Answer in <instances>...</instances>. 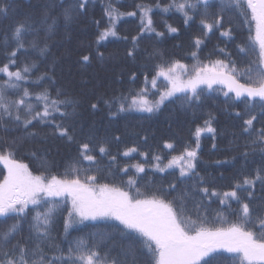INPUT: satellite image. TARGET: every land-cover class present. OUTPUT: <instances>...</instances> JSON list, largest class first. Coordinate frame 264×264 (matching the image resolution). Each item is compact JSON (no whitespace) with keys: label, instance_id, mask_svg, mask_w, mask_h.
Wrapping results in <instances>:
<instances>
[{"label":"trees","instance_id":"obj_1","mask_svg":"<svg viewBox=\"0 0 264 264\" xmlns=\"http://www.w3.org/2000/svg\"><path fill=\"white\" fill-rule=\"evenodd\" d=\"M75 2L76 0H0V4L8 5L7 13L0 14V66L8 62L7 56L12 50L23 44V48L17 52V64L21 67L24 64H35V67L28 81L21 82L22 87H27L33 93L47 89L53 98L59 91L60 99L71 101L61 109L68 115L61 117L56 114L55 123L69 126L70 134L74 137L72 141L60 137L52 124L34 121L26 129L23 124L8 120L0 122V150L13 151L15 158L28 164L34 174L50 171L62 175L70 164L80 160L78 148L81 143L90 139L92 143L106 142L110 154L116 156L115 162L98 151L93 153L96 156L95 163L80 160V166L91 168L92 174L100 176L99 182H115L126 187L131 178L142 192H157L162 189L164 197L172 201L177 209L183 205L184 215L188 219H196L197 215L206 216L210 223H216L217 226L220 220L235 221L236 213L239 212L236 201L221 204L218 198L205 196L200 189L208 187L210 191L215 189L224 192L230 189L235 180H242L246 175L254 176L257 169L264 168V150H261L260 144L252 143L255 132L245 133L242 128L243 121L250 118V115L257 116L254 121L256 130L264 128L259 103L251 107L246 97L240 100L234 97L230 99L222 91L205 88L200 93L199 100L187 99L184 94H180L152 113H140L136 110L116 115L111 113L117 112L118 98L138 91L143 86L145 74L150 80L158 64L179 60L191 72L198 61L207 64L217 59L225 62L231 59L238 69H245L257 61L259 46L249 39L250 32L244 18L237 11L225 12L224 28L214 27L208 32L200 23L203 17L199 14L186 25L185 17L175 8L164 12V6L170 4L171 0H111L120 12H136L137 15L122 16L117 23L118 36L97 43L99 31L107 25L105 8L110 0H88L86 11H77L73 19L66 22L64 9ZM211 2L218 4L219 0ZM157 3L160 7H156ZM137 5L151 7L149 15L153 20V27L156 32H162L163 36H157L155 32L141 33V12ZM215 11L216 8L209 9L210 14ZM53 20L56 21L55 26L49 31L48 25ZM96 21L100 22L99 26ZM24 23L29 27L17 38L15 28ZM167 25L178 31L169 32ZM229 27L231 36H221V31ZM254 34L253 26L251 35ZM134 36L138 40L134 55L130 57L127 53L129 49H133ZM196 37L203 40L199 49L194 46ZM34 42L36 47H33ZM240 47L245 51H240ZM221 49L224 51L221 52ZM193 51L198 52V61L190 55ZM99 53H103V58H100ZM84 55L90 57L88 62L83 61ZM133 74L135 80L132 79ZM42 75L45 79L34 83ZM4 79L7 77L0 74V81ZM166 86L167 82L161 77L158 88L163 90ZM148 87L149 99H158V95H152L157 89H152L151 85ZM106 101L109 103H105ZM92 104L97 107L93 109ZM236 113L241 115L237 116ZM210 118L215 133L205 131L201 134V147L196 162V172L199 177H203V183L198 177L181 178L177 168L160 172L152 167L156 163L152 159L154 155H160L164 163H167L173 155L182 152L185 146L195 147L193 133L196 127H204V122ZM165 141L173 143L175 150L166 149ZM213 144L216 145L215 148L212 147ZM132 147L137 151L125 157L123 152ZM142 152L148 154L147 159L140 155ZM42 162H46L44 167ZM137 163L145 165L143 173H138L131 167ZM125 166H128L127 173L119 171ZM97 168L102 171L96 173ZM5 171L0 164V179ZM173 183L176 185L175 190L169 189V185ZM51 206L43 205L38 210L43 212ZM250 207L254 213L264 214V190L259 182ZM69 208L70 203L63 201L57 205L46 236L39 235L32 227L35 224V211L29 212L21 221L18 233L11 243L14 245L20 242L25 245L30 259L31 253L39 245L46 258L51 259L66 257L69 248H75L82 241L86 248L98 251L101 257L114 259L118 264H131L130 241L115 226L118 222L88 221L69 226L65 231ZM13 222L12 219L0 221V229ZM223 255L229 258L232 256L228 253ZM135 257L136 264H146L148 259L145 251L139 248L135 251ZM55 264H64V261L57 260ZM211 264H220V260L211 259ZM227 264H233L231 259ZM235 264H239V261L236 260Z\"/></svg>","mask_w":264,"mask_h":264},{"label":"snow or ice","instance_id":"obj_2","mask_svg":"<svg viewBox=\"0 0 264 264\" xmlns=\"http://www.w3.org/2000/svg\"><path fill=\"white\" fill-rule=\"evenodd\" d=\"M87 4L88 0H76L74 4L65 8L63 13L65 21L70 22L77 11L81 13L86 11ZM137 7L141 12V33L155 32L157 36H163L162 32H156L153 27V20L149 15L151 7L147 5H137ZM156 7H160L159 3ZM173 8L183 14L186 25L195 15H201L203 18L200 23L208 32L214 27L223 29L224 13L237 11L248 25L249 39L259 46L258 60L245 69H238L235 61L231 59L227 62L217 59L201 64L198 61V52L193 51L190 55L198 62L191 72L188 66L179 60L158 64L150 80L145 74L143 86L138 91L118 98L117 112L111 114L132 110L152 113L158 111L167 99L178 93L184 94L187 99L199 100L200 93L206 88L210 91H222L223 95L230 99L234 97L240 100L246 97L251 107L259 103L260 114L264 117V0H219L218 4L212 3L211 0H194V2L171 0L170 4L164 6L163 11L168 12ZM210 8H216L217 11L210 14ZM7 10L6 3L0 4V14H6ZM105 15L108 18L107 25L99 31L97 43L109 37H117V23L120 18L125 15L136 16L137 13H122L110 0L105 8ZM55 23L56 21L53 20L52 24L48 25L49 31L53 30ZM96 23L99 26L100 22L96 21ZM253 26L254 36L251 35ZM27 27L29 25L26 23L19 24L15 28V36L19 38ZM167 27L169 32L178 31L171 25ZM221 36H231V28L221 31ZM137 40L138 37H132L133 49H129L127 53L130 57L134 55ZM202 43L200 37L195 38L196 49H199ZM36 46L34 42L33 47ZM20 48H23V44L12 50L7 56L8 62L0 66V74L7 77L0 81V122L11 120L23 124L26 129L33 125L34 121L52 124L57 135L72 141L74 137L70 134L69 126L55 123L56 114L61 117L68 115L61 109L71 101L60 99L59 91L53 98L47 89L33 93L27 87H22L21 82L28 81L35 64H24L22 67L17 64V52ZM41 51L43 52L44 49ZM240 51L243 52L245 49L240 47ZM99 56L103 58V53H99ZM82 59L88 62L90 57L84 55ZM12 68L15 70H11ZM161 77L168 85L163 90L158 88ZM43 79L45 77L42 75L34 83H39ZM132 79L135 80V74ZM149 85L152 89H157L152 95L153 97L158 95V99H149ZM229 94L233 96L230 97ZM91 107L95 109L97 105L92 104ZM236 115L241 114L236 113ZM256 120V115H250V118L245 119L243 132L249 134L255 132L252 143L260 144L261 150H264V128L256 130L254 128ZM205 131L215 133V129L211 126V118L204 122V127H196L193 133L195 147L185 146L182 152L173 155L167 163H164L160 155H154L152 159L156 163L152 167L160 172L178 167L181 178L198 177L203 183V177H199V173L196 172V162L201 147L200 137ZM115 139L119 140V137ZM164 147L175 150L174 144L168 141L164 142ZM212 147L215 148L216 145L213 144ZM96 151L102 156H109L111 161H116V156L110 154L106 142L92 143L91 139L79 145L80 160L95 163L96 156L93 153ZM136 151L135 147L128 148L123 155L127 157ZM140 155L147 159V153L142 152ZM80 160L70 164L62 175L50 171L34 174L28 164L15 158L13 151L0 150V164L6 170L2 173L3 178L0 179V221L14 220L11 225L0 229V264H55L57 260H63L64 264H118L114 259L101 257L98 251L86 248L82 241L78 242L75 248L70 247L66 257L51 259L46 258L39 245L31 253L30 259L29 250L25 245L20 242L14 245L11 243L18 233L21 221L31 211H35L33 217L35 224L32 227L39 235L46 236L53 214L61 201L70 203L68 217L65 220V231L72 223L97 220L118 222L115 226L130 241L131 264H136L137 248L145 251L148 257L146 264H211V259H219L220 264H227L229 259L233 264L236 260L239 264H264V214L254 213L250 207L258 182L264 190V168L257 169L254 176L246 175L242 180H235L230 189L224 192L215 189L210 191L208 187L200 189L205 196L218 198L221 204H228L230 200H234L239 205L235 221L220 220L217 226L216 223H210L206 216L197 215L196 219L186 218L183 205L181 204L177 209L172 201L164 197L162 189L157 192H142L136 187V181L131 178L127 181L126 187L119 186L115 182L101 183L100 176L92 174L91 168L80 166ZM45 165L46 162H42V167ZM131 167H134L138 173L145 171L143 163ZM101 171L99 168L96 169V173ZM119 171L127 173L128 166ZM175 188L174 183L169 185V189L175 190ZM241 193L247 195L242 196ZM49 204L52 206L47 207L43 212L38 210L41 206ZM228 206L230 207V204ZM224 253L232 256L225 257Z\"/></svg>","mask_w":264,"mask_h":264},{"label":"rangeland","instance_id":"obj_3","mask_svg":"<svg viewBox=\"0 0 264 264\" xmlns=\"http://www.w3.org/2000/svg\"><path fill=\"white\" fill-rule=\"evenodd\" d=\"M181 93H178V94H176V96H178V95H180ZM231 95H233V94H231ZM175 96H173V97H171V98H169V99H167L164 103H166L167 101H169V100H171V99H173ZM163 105H161L160 106V108L162 107ZM137 112H140V113H148V112H141V111H137ZM134 153V152H133ZM132 154V153H131ZM2 165V164H1ZM172 169V168H171ZM177 169H179L178 167H177ZM157 170V169H156ZM167 170H169V169H167ZM158 171V170H157ZM84 222H88V221H84ZM83 222V223H84ZM75 224H77V223H72L70 226H72V225H75ZM79 224H81V223H79Z\"/></svg>","mask_w":264,"mask_h":264}]
</instances>
